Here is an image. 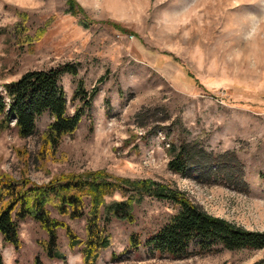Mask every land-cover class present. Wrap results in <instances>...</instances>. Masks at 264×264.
Instances as JSON below:
<instances>
[{"label": "rangeland", "instance_id": "1", "mask_svg": "<svg viewBox=\"0 0 264 264\" xmlns=\"http://www.w3.org/2000/svg\"><path fill=\"white\" fill-rule=\"evenodd\" d=\"M76 1L84 13L70 12L67 0H0V91L29 70L65 63L78 66L77 76L61 78L70 114L79 105L72 100L79 80L89 92L98 88L74 134L44 157L39 151L49 113L27 138L14 122L0 128V171L37 183L94 170L153 179L185 191L214 216L264 231V0ZM23 15L31 44H18L3 30ZM85 18L94 22L85 26ZM176 137L198 140L209 151H235L245 190L169 170L167 148ZM121 199L115 193L106 201ZM177 210L146 197L134 222L112 221V243L95 264H251L264 256V249H221L173 259L142 244L131 247L132 234L144 241ZM53 214L85 238V218ZM57 235L59 257L49 256L47 233L33 219L22 221L18 246L0 238L5 264H35L37 257L43 264H84L65 229Z\"/></svg>", "mask_w": 264, "mask_h": 264}, {"label": "trees", "instance_id": "2", "mask_svg": "<svg viewBox=\"0 0 264 264\" xmlns=\"http://www.w3.org/2000/svg\"><path fill=\"white\" fill-rule=\"evenodd\" d=\"M67 5L72 13L83 12L76 0H67ZM26 18L23 15L22 21L3 29L21 45L31 44L33 40L26 34ZM85 19V26L94 22ZM108 24L122 32H129L115 23ZM65 74L77 76L78 66L65 63L47 70H29L18 79L3 83L0 91V128H10L14 122L13 128L21 137L27 138L35 134L37 120L43 114L49 113L52 117L41 135L39 155L42 157L56 151L65 135L74 134L83 116L91 111L98 91L97 87L87 91L79 80L72 97L73 101H79V105L70 114L66 93L61 85V78ZM188 76L201 86L192 74L188 73ZM105 103L109 108L108 99ZM176 138L179 142L172 140L167 148L169 170L181 176L200 174L245 190L247 184L243 165L235 151H209L198 140ZM115 193L120 194L122 199L107 202L106 198ZM146 197L169 201L178 210L144 241L138 234H132L130 244L133 248L142 244L173 259H185L221 249H264V231L249 230L208 213L185 191L153 179L116 177L106 170L60 174L46 183H37L25 175L16 178L0 171V238L6 244L18 246L20 223L30 218L47 233L44 246L49 256L59 257L53 248L57 246V231L62 228L69 239V246L72 249L79 247L84 264H95L101 251L112 243L109 233L112 221L134 222L135 207ZM53 213L70 219L85 218V238H79L68 224ZM0 264H5L1 249ZM35 264L43 263L37 257ZM251 264H264V256Z\"/></svg>", "mask_w": 264, "mask_h": 264}]
</instances>
